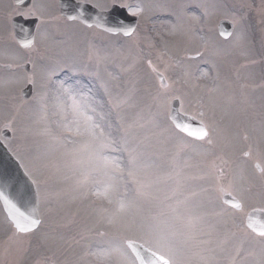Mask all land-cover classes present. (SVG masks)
<instances>
[{"label": "snow or ice", "instance_id": "1", "mask_svg": "<svg viewBox=\"0 0 264 264\" xmlns=\"http://www.w3.org/2000/svg\"><path fill=\"white\" fill-rule=\"evenodd\" d=\"M141 11L137 7L131 10V15L137 16ZM38 18L44 23L42 14ZM68 19L79 20L89 29L123 31L125 36L133 32L132 28H105L102 19L89 23L83 11ZM164 55L167 53H161L157 60ZM200 55L198 52L197 56ZM106 59L95 54L97 65ZM164 63L165 71L183 66L182 58L172 55ZM147 67L154 78L165 80L164 71L153 60L147 61ZM120 71L129 78L122 81L120 74L109 72L108 80L102 84L108 97L107 112L92 90H85L78 81H61L56 86L53 97L54 115L58 116L53 121L56 130L46 127L42 134L49 138L47 147L43 151L37 149L28 163H20L33 188L31 197L21 202L6 183L0 184V199L11 217V232L4 241L3 251L23 256L27 248L22 237L43 223L38 215L39 205H53L47 211L55 214L63 206V198L71 197L88 202L95 214L94 223L100 226L96 235L106 238L95 247L89 246L85 255L103 258L108 264H161V261L188 264L187 257L193 249L199 250V264H264V247L258 257L242 246L230 249L234 234L221 232L210 222V218L223 216L227 209L214 205L207 194L212 186L222 191L224 181L231 185L230 177L234 176L230 172L231 161L226 158L227 150L234 146L225 139V129L221 126V121L231 113L227 104L211 95L217 89L208 90L207 101L203 96L196 99L200 117L196 131L180 119L179 110L173 115L171 108V124L162 127L158 114L152 112L154 105H142L138 98L141 89L137 87V61L133 59L126 67L121 65ZM0 87L4 84L0 83ZM170 87L161 83L152 96L153 101L167 96ZM196 87L192 85L193 89ZM144 91L152 95L151 86H146ZM113 113L115 126L121 130L118 137L112 131ZM65 131H71L72 135H63ZM181 133L207 147L200 151ZM259 134L264 139V121ZM243 139L248 141L249 136L245 134ZM252 147L249 144L243 155L250 157ZM255 147L264 154V143ZM15 155L22 160L18 152ZM243 179L241 176L242 182ZM232 207L241 205L232 204ZM258 235L264 238V228Z\"/></svg>", "mask_w": 264, "mask_h": 264}, {"label": "rangeland", "instance_id": "2", "mask_svg": "<svg viewBox=\"0 0 264 264\" xmlns=\"http://www.w3.org/2000/svg\"><path fill=\"white\" fill-rule=\"evenodd\" d=\"M162 1L165 0H156L154 4L149 0L132 7V10L139 7L142 11L135 32L128 38L117 36L113 39H101L96 38V34H88L87 30L62 26L61 34L55 38H62L65 42L64 46L60 43V52L65 55L62 61L66 65L63 68L65 70L53 73L50 81L43 86L38 85L37 95L30 101L31 104H24L20 100L17 103L15 94L9 95L5 84L0 87V129L5 125L15 129L11 131L12 139L8 145L20 150L24 156L23 162L28 163L30 158L26 156V152L31 155L34 152H29V149L35 147L43 151L47 147L49 138L42 134L43 130L46 127L56 130L53 121L58 116L54 115L53 97L56 86L61 81H78L85 90L90 88L107 112L108 97L102 87L103 82L108 80L107 73L120 74L122 81L127 80L129 77L121 73L120 66L126 67L135 59L139 73L137 87L141 89L138 98L142 105H154L152 112L158 114L162 127L170 126L167 114L169 101L173 97L181 98L183 112L200 119L196 99L203 96L207 101L208 90L217 89L211 95L229 106L231 115L221 121V126L225 129V139L234 146L226 154V158L231 161L230 172L234 176L230 177L231 185L229 181H224L222 193L229 191L246 201L248 199L242 212L255 207L264 208V154L257 152L255 147L257 143H264L259 134L260 124L264 121V0H184L173 4V0ZM224 18L236 24L234 38L227 42L221 41L216 31L217 22ZM245 22L248 35L244 34L242 28ZM247 37L248 39H244ZM38 47V51L46 48L40 45ZM198 52L201 55L192 58ZM96 53L106 57V61L97 65ZM161 53L167 55L157 60ZM168 55L182 58L183 66L169 67L165 71L164 62ZM37 56L40 64L50 58L46 52L37 53ZM149 59L164 71L167 85L171 86L167 96L155 101L152 96L156 95L160 83L147 67ZM193 84L197 85L195 89L192 88ZM146 86H151V96L144 91ZM17 91L18 87L16 94ZM111 118L114 122L113 135L118 137L121 130L115 126L114 113ZM217 119L219 120V115ZM245 134L249 136L248 141L243 139ZM63 135L71 136L72 133L65 131ZM192 144L200 151L207 147L203 142L192 141ZM249 144L253 146L252 154L245 157L242 152L248 150ZM244 161L259 164L262 172L258 174L255 169L248 172V168L243 167L246 164ZM241 176L244 178L243 182ZM217 193L213 186L207 198L214 205L221 206L216 199ZM96 202L99 203L98 200ZM52 206L47 203L39 205V216L43 223L37 230L22 237L27 248L23 256L3 251L11 226L0 207V264H108L103 258L85 255L89 246L95 247L106 239L96 235L100 226L94 223L95 214L88 202L64 197L63 206L55 214L47 211ZM147 210L146 208L145 211ZM210 222L219 231H226L220 217L210 218ZM237 224L234 222L235 229L229 232L234 234L229 248L242 246L247 252L244 233L236 227ZM127 235L133 236L131 233ZM249 235L251 233L248 232V252H253L258 257L261 247H264V238L250 240ZM199 259V250L193 249L187 262L199 264Z\"/></svg>", "mask_w": 264, "mask_h": 264}, {"label": "flooded vegetation", "instance_id": "3", "mask_svg": "<svg viewBox=\"0 0 264 264\" xmlns=\"http://www.w3.org/2000/svg\"><path fill=\"white\" fill-rule=\"evenodd\" d=\"M60 0H0V64L10 65L8 72H15L12 82L23 85L26 81L32 80L30 76H25L22 70L23 65H28L30 71L40 69V59L37 56L36 44L47 41L51 36V26L49 24L67 22L61 16L58 4ZM85 6H92L97 9H108L113 6L121 7V4L128 5L131 9L136 5L149 0H72ZM156 3V0H150ZM164 2V1H162ZM44 23L40 22L41 17ZM34 28V44L29 48H23L16 37L28 35L32 24ZM72 23L79 24L77 21ZM39 25V27H38ZM14 67V69L12 68ZM0 72H4L0 69ZM228 209V208H227ZM231 211L230 209H228ZM232 212V211H231ZM236 214V213H235ZM241 218V215H238ZM239 225H240V221ZM228 226H231L228 225ZM241 227V226H240ZM248 231V230H247Z\"/></svg>", "mask_w": 264, "mask_h": 264}, {"label": "water", "instance_id": "4", "mask_svg": "<svg viewBox=\"0 0 264 264\" xmlns=\"http://www.w3.org/2000/svg\"><path fill=\"white\" fill-rule=\"evenodd\" d=\"M77 14H67V16H76ZM110 16L107 13H100L92 9L88 10L87 13H84V18L89 22L92 23L94 20H101L104 23L105 28L107 27H122L124 29L132 28L134 29L136 18L130 17L126 13L125 14H115L113 18H109ZM220 33L222 36H228L230 34L231 30L228 26L227 22H221L220 23ZM104 29V28H101ZM106 31V30H105ZM108 32V31H107ZM120 33L123 34V31H120ZM124 35V34H123ZM165 85V81L161 82ZM179 109V102L177 100H173L171 104V110L172 114L176 115L178 114ZM180 119L184 122L191 125V130L196 131L199 127V122L189 116H185L180 114ZM2 136L4 138H7L9 136L8 131H3ZM6 183L9 186V191L14 196H19L21 202H23L24 199H27L31 197L32 195V185L30 181L28 180L27 176H25L23 170L19 166L16 160L8 153L6 148L3 146V144L0 141V184ZM223 201L227 203L228 205L232 206V204H239L236 199L233 197L226 195L223 197ZM0 202L2 204V207L4 209V212L7 214L9 220H11V217L8 215V209L3 204L2 199H0ZM240 205V204H239ZM240 208V207H239ZM247 225H252L250 228L251 230L255 228L257 231L254 232L258 234L259 230L264 228V211L263 210H253L249 212L247 220ZM161 264L163 262L161 261Z\"/></svg>", "mask_w": 264, "mask_h": 264}]
</instances>
